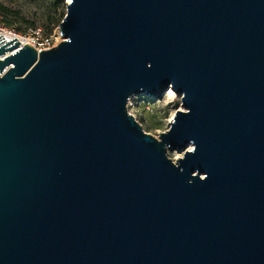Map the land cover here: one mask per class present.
Masks as SVG:
<instances>
[{"label": "water", "instance_id": "water-1", "mask_svg": "<svg viewBox=\"0 0 264 264\" xmlns=\"http://www.w3.org/2000/svg\"><path fill=\"white\" fill-rule=\"evenodd\" d=\"M59 30L0 36V264H264V0H70ZM169 89L157 138L128 102Z\"/></svg>", "mask_w": 264, "mask_h": 264}, {"label": "rangeland", "instance_id": "rangeland-1", "mask_svg": "<svg viewBox=\"0 0 264 264\" xmlns=\"http://www.w3.org/2000/svg\"><path fill=\"white\" fill-rule=\"evenodd\" d=\"M69 0H0L5 16L14 27L23 30L31 26L42 27L44 31L62 40L59 23L67 12ZM61 38V39H60ZM182 96L169 89L163 98L154 99L146 93L133 95L128 102L129 111L135 115L143 129L159 138L160 133L169 129V122L182 106ZM183 151H170L169 156L176 161Z\"/></svg>", "mask_w": 264, "mask_h": 264}, {"label": "built area", "instance_id": "built-area-1", "mask_svg": "<svg viewBox=\"0 0 264 264\" xmlns=\"http://www.w3.org/2000/svg\"><path fill=\"white\" fill-rule=\"evenodd\" d=\"M11 37L6 36V34ZM3 36L6 42L16 38L21 46L30 44L38 51L49 50L55 47L60 41H57L55 36L47 33L42 27H29L26 32H20L15 27L5 24L4 15L0 12V36Z\"/></svg>", "mask_w": 264, "mask_h": 264}, {"label": "trees", "instance_id": "trees-1", "mask_svg": "<svg viewBox=\"0 0 264 264\" xmlns=\"http://www.w3.org/2000/svg\"><path fill=\"white\" fill-rule=\"evenodd\" d=\"M0 12L4 15V22H5V24L6 25H8V26H11V27H14V25H13V23L10 21V20H8L7 18H6V16H5V10L0 6ZM31 27H35V26H31ZM16 28V27H15ZM18 31H20V32H26V30H23L22 31V29L19 27V29L18 28H16ZM48 33V32H47Z\"/></svg>", "mask_w": 264, "mask_h": 264}, {"label": "bare ground", "instance_id": "bare-ground-1", "mask_svg": "<svg viewBox=\"0 0 264 264\" xmlns=\"http://www.w3.org/2000/svg\"><path fill=\"white\" fill-rule=\"evenodd\" d=\"M70 1V0H69ZM6 36H8V37H11V35H9L8 33L6 34ZM61 39V38H60Z\"/></svg>", "mask_w": 264, "mask_h": 264}]
</instances>
